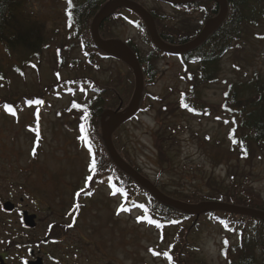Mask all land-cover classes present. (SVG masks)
<instances>
[{
    "label": "rangeland",
    "instance_id": "374dc122",
    "mask_svg": "<svg viewBox=\"0 0 264 264\" xmlns=\"http://www.w3.org/2000/svg\"><path fill=\"white\" fill-rule=\"evenodd\" d=\"M132 1L147 12L162 15V28L170 35L180 37L205 26L201 14L193 10L173 9L155 0ZM67 8L64 0H30L28 10L49 31L56 30L52 48L44 52L41 63L37 61L34 68L26 70L23 79L8 85L0 83V98L15 106L21 104L25 108L26 98L42 100L37 108L32 106L20 111L17 106L16 111L20 113L16 117L0 106V255H8L7 264H23L30 259L31 251L47 264H170L167 252L181 236L182 228L158 230L145 223L139 210H123L122 198L113 194L106 182L100 183V188L87 200L77 195L91 194L88 183L92 179L95 185L100 175L91 173V154L81 141L80 118L90 100L85 95V87L77 88L70 95L60 92V97L52 87L58 70L55 68L57 45L68 42ZM140 19L127 10L121 11L105 27L106 38L123 44L133 42L143 55L151 52L153 45L147 31L134 26L142 24ZM251 31L222 59L220 81L203 91L202 103L213 109L212 115L195 116L178 108V97L187 90L183 82L186 69L178 58L165 56L155 65V82L143 86L137 115L128 122L108 118L112 124L111 142L117 153L121 151L132 168L139 170L140 176L165 197L182 200L193 196L196 189L203 196L212 194L215 189L208 185L211 180L226 193L234 180L243 185L248 197L264 201V162L255 157L249 166L244 162L239 164L235 154L230 153L229 134L234 120L220 112L229 84L249 81L257 73L264 74V22ZM75 46L78 47L77 42ZM98 55L92 65L95 68L87 71L88 55L75 48L71 60L81 58L84 68H80L85 72L65 70L63 79L86 77L102 86L113 81L117 92L125 98L124 112H127L136 90L134 71L131 72L127 63L104 61ZM164 107L168 110L164 111ZM160 131L165 133L157 138ZM235 174L238 177L231 176ZM77 199H82L80 204L84 208L77 219L78 229L71 232L73 238L83 236L81 242L86 247L83 257L87 262L82 263L67 261L49 243L52 226L75 221L74 216L65 219L64 215ZM7 202L20 208L5 214L1 208ZM23 210L38 216L35 229L23 227ZM236 237V233L221 225L203 223L190 239L191 250L185 251V258L182 253L180 261L187 257L190 263L224 264V245Z\"/></svg>",
    "mask_w": 264,
    "mask_h": 264
},
{
    "label": "trees",
    "instance_id": "16d2710c",
    "mask_svg": "<svg viewBox=\"0 0 264 264\" xmlns=\"http://www.w3.org/2000/svg\"><path fill=\"white\" fill-rule=\"evenodd\" d=\"M64 1L68 4L66 10L68 42L57 45L55 68L58 70L54 78L56 82L52 87L57 93V97L61 96L60 92L70 95L77 88L85 87V95H87V99L90 98L79 125L81 141L91 154L90 171L95 176L100 175V183L109 184L113 194L122 198L123 210H139L145 223L158 230L165 227L182 228L181 236L171 244L170 250L167 252L170 264H173L174 261L176 264H204L201 261L190 263L187 257L185 260L183 259L184 261H180L182 253L185 258V251L191 250L190 239L195 236L203 223L221 225L229 232L236 233V240L232 243L226 241V247L224 245V264H264V220L217 210H201L196 215H190L177 207L155 199L145 186L140 185L129 172L114 163L102 134L101 119L108 111L118 113L123 111L124 113L126 110L124 96L117 92L116 84L113 81L102 86L86 77L63 79L62 72L69 70L74 73L78 71L84 73L85 69L90 71L95 68L92 65L95 55L98 54L104 61L119 60L126 64L121 53L113 47H99L92 36V27L96 17L111 9L115 0ZM128 1L133 2L132 0ZM226 2L228 9L225 17L219 23L213 24L208 38L197 48L179 56L180 62L186 69V77L183 82L187 84V90L180 94L177 105L182 111L195 116H210L214 113L210 106L202 103L203 91L220 81L222 59L229 52L235 50L244 35L252 33V31L249 32L250 29L253 30L264 22V0H226ZM29 3L30 0H0V83L3 85L23 79L27 69L34 68L37 61L41 63L44 52L52 48L51 45L55 39L53 33H56V30L49 31L45 24L28 10ZM177 7L200 13L203 25L212 19H217L221 13L220 5L212 0L190 1ZM124 10L127 9H117L112 17L102 21L100 24L102 40H109L106 38L105 27ZM153 15L158 34L167 45H187L203 33L202 26L198 30H191L186 33L187 35L184 34L180 37L170 35L162 28L163 17L155 13ZM140 21L143 25L134 24V26L144 28L150 36L149 25L143 19ZM75 42H77L80 51L88 55L85 69L80 68V66L84 68L81 58L71 60V52L78 48L75 46ZM127 45L136 56L138 65L143 72L144 87L153 84L156 76L155 65L166 54L153 47L151 52L143 55L135 43L128 42ZM129 69L133 73L132 68L129 67ZM224 98L225 101L220 107V112L229 115L234 120L229 134L230 153L235 154L239 159V164L244 162L249 166L255 161V157H257V161L264 162V74L257 73L249 81L232 82L227 87ZM24 101L25 108H37L42 103L41 99L35 98L33 101L27 98ZM0 106L14 117L20 113L16 111L17 106L20 111L25 109L21 104L15 106L12 102L3 101L1 98ZM140 107L141 103L139 109ZM163 110L167 111L168 109L164 107ZM163 133L165 131H160L157 138H161ZM98 140H100V148ZM119 154L132 167L131 162L124 158L121 151ZM136 171L140 174L139 170ZM231 176L238 177L236 174ZM231 176L229 175L228 178L232 180ZM243 177H245L244 174ZM237 184V181L232 180V183L227 187L230 190L227 192L226 189V193H224L221 191L222 187L216 188L211 180L208 185L215 189L212 194L203 196L196 189L193 196H187L182 200L172 196L173 198L170 199L189 205L226 204L264 213V201H255L248 197L243 185ZM246 186L249 188V185ZM158 191L165 196L162 191ZM193 219L194 221H192ZM185 230L187 234L184 233ZM178 255L179 258H177Z\"/></svg>",
    "mask_w": 264,
    "mask_h": 264
},
{
    "label": "water",
    "instance_id": "95a60500",
    "mask_svg": "<svg viewBox=\"0 0 264 264\" xmlns=\"http://www.w3.org/2000/svg\"><path fill=\"white\" fill-rule=\"evenodd\" d=\"M164 3L168 4H184L189 1H198V0H159ZM216 1L221 5V13L220 16L217 19H212L210 20L205 28L204 33L198 37V39L194 40L193 42L183 45V46H169L166 45L165 43L162 42L160 39L158 32L156 30L155 22L154 19L140 6L134 4L133 2L127 1V0H116L113 2L112 7L110 11L108 12H102L100 13L92 27V33H93V38L96 42V44L99 47H113L115 50H117L119 53L122 54L123 60L132 67L134 70L135 78H136V90H135V95L133 97L131 106L127 112L124 113H115L113 111H108L104 113L102 120H101V128L104 134V137L107 142V147L112 155L114 163L129 172V174L140 184L145 186L150 194L157 200L165 202L169 205H172L174 207L179 208L180 210L189 213L190 215H196L198 214L201 210L203 211H209V210H217V211H224L236 215H244V216H249V217H254L258 218L261 220H264V213L259 212V211H254L251 209H246V208H241L237 206H230L226 204H218V203H204L201 205H189L186 203H182L176 200H172L170 198H167L163 196L156 187H154L148 180L144 179L142 176H140L134 169H132L116 152L112 142H111V134H112V129H111V123L108 121L109 117H112L114 120H117L119 122H126L129 119H131L138 110L139 107V102L140 98L143 92V74L140 69V67L137 64L136 57L129 48L117 41H104L102 40L99 30H100V24L102 21L112 17L114 13L116 12L117 9L123 8L130 10L139 16H141L150 26V34L152 37V41L154 46L160 50L163 51L167 54L170 55H181L184 54L185 52L192 50L194 48H197L199 45H201L209 36L211 28L213 24L219 23L225 16L226 11H227V2L226 0H213ZM15 210V206L7 202L2 206V211L7 214H12ZM24 219H23V225L28 229V230H33L36 228V223H35V216H30L28 213H24ZM0 264H6L2 258H0ZM26 264H44L42 259H38L35 262H27Z\"/></svg>",
    "mask_w": 264,
    "mask_h": 264
},
{
    "label": "flooded vegetation",
    "instance_id": "af4514ba",
    "mask_svg": "<svg viewBox=\"0 0 264 264\" xmlns=\"http://www.w3.org/2000/svg\"><path fill=\"white\" fill-rule=\"evenodd\" d=\"M165 5H167L168 7L170 6L173 9H177L172 4H165ZM151 14L154 17L153 13H151ZM204 30H205V27L203 28V31ZM88 184H89V188H87V189H88V191L89 190L92 191L91 194L87 195L85 192H80V194H77L79 196H84L83 198H85L86 200H87V198H91L93 192L100 188V180L96 181V184L93 185L94 183L91 179V181ZM82 199H80V200L77 199L76 201H74L73 205L68 210L67 215H64L65 219L74 216L75 221H73V222L71 221L69 223V225L60 223L58 225L52 226L50 229V233L52 235V238L49 239V243L54 245L55 247H57V249L59 251H61V253H63V255L67 261H73L75 263H77L78 261H81V263H82V261L87 262L86 259H84V257H83V252L86 251L85 245L81 242V240L83 241V236L73 238L72 237L73 235L71 232L74 229H78L77 226H78L79 222L77 221V219L79 218L81 211L84 208V206L82 204H80V201ZM18 208H20V206L16 205V210ZM25 212H27V211H24V210L21 211V216ZM29 215H31V214L29 213ZM32 216H35L36 220H38L37 215H32ZM39 258H41V257H39L34 252H31L30 259L24 260L23 264H26L27 262H31V261H36ZM41 259L43 260L44 258H41ZM51 259L53 260L54 263H58V260L56 258L51 257ZM43 261H44V264L48 263L46 260H43ZM87 263L89 264V262H87Z\"/></svg>",
    "mask_w": 264,
    "mask_h": 264
}]
</instances>
